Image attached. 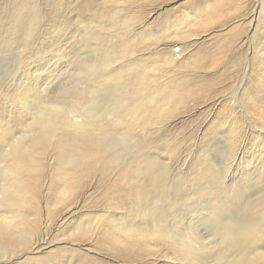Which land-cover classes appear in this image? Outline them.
Listing matches in <instances>:
<instances>
[{
	"label": "rangeland",
	"instance_id": "1",
	"mask_svg": "<svg viewBox=\"0 0 264 264\" xmlns=\"http://www.w3.org/2000/svg\"><path fill=\"white\" fill-rule=\"evenodd\" d=\"M214 1L0 0V124L17 135L29 119L23 103L35 108L41 96L52 99L54 94L86 89L94 79L81 67L106 45L117 44L111 54L120 57L115 65L124 64L125 85L134 88L145 73L156 75L174 86L175 98L174 111L162 121L132 131L109 172L102 166L90 172L80 209L54 195L61 189L56 176L61 166L54 158L45 162L33 186L40 195V220L31 226L35 234L26 244L11 241L14 245L0 256V264H25L30 257L54 255L61 247L106 264H231L235 255H242L241 246L235 241L230 245L234 233L228 232L235 229L246 235L238 238L239 244L244 240L251 246L247 248L264 253V217L255 213L254 205L264 194V0H236L230 13L240 11L226 24L221 14L208 15L206 8ZM196 14L218 22L197 25L189 17ZM175 24L179 27L171 35L158 36ZM117 75L111 74L113 79ZM24 90L25 97L19 99ZM137 154L159 162L158 193L167 197L154 204L169 206L174 237L184 245L174 241L173 254L160 246H131L137 258L128 260L114 250L100 251L93 238L64 239L79 224L87 225L89 214H127L140 200L139 189L116 191L112 201L119 210L104 207L106 186L115 184L119 165ZM103 176H108V184L100 181ZM256 226L263 232L253 234ZM193 240L208 242L207 257L192 255L195 258L188 260L189 251L198 252L189 246ZM43 241L49 242L47 247L37 251Z\"/></svg>",
	"mask_w": 264,
	"mask_h": 264
},
{
	"label": "bare ground",
	"instance_id": "2",
	"mask_svg": "<svg viewBox=\"0 0 264 264\" xmlns=\"http://www.w3.org/2000/svg\"><path fill=\"white\" fill-rule=\"evenodd\" d=\"M235 2L236 0H217L209 4L206 11L210 17L215 13L221 14L226 24L234 20L237 17L236 12L240 11L238 8L236 12L230 13L237 7ZM93 14L98 16L96 13ZM189 17L195 20L197 25L218 22L217 20L209 22L207 14L203 18L201 14ZM174 27L177 29L179 26L175 24L173 27H165L163 29L165 33H158V36L163 34L161 38L163 39L167 32V36L171 35ZM181 35L187 37L188 33ZM116 46L117 44L106 45L104 52H97L88 58L87 64L82 65L81 71L85 73L84 75L94 79L87 84L86 89L71 90L60 97L54 94L52 99L58 100L41 96L39 102L37 99L38 106L35 108L24 102L23 108L29 119L19 130L20 135L13 132L12 127L7 124H0V199L3 200L2 204L0 203V256H4L14 245L11 241L17 240L21 245L26 244L31 235L35 234L31 226L32 222L34 225L40 220V211L37 207L40 195L33 186L35 179L42 175L47 165L45 162L54 158L57 159L58 167L61 166L56 173L61 189L54 195H59L58 198L62 199L61 202L65 205H76V209H80L83 202L81 197L90 181L86 180L90 172L98 166L109 172L125 151L127 137L133 135L132 131L147 129L150 123H159L174 111V86L159 81L158 76L145 73L142 79L135 82L134 88L125 85L121 76L124 73V64L115 65L120 57L117 59L112 57ZM102 65L105 67L101 69ZM195 65L200 66L201 63L197 62ZM113 72L118 74L115 79L111 76ZM110 83L114 90H111ZM26 93L27 90L19 92L18 98L22 99ZM100 98L106 101L102 103ZM99 100L101 106L94 105ZM164 102H167V108ZM140 157L142 158V154H137L120 164L115 184L106 186L104 207H115L117 210L119 206L112 201L116 191V194H120L139 189L140 200L135 201L131 210L127 214L117 215L116 212L105 209L101 217L89 214L87 225L79 224L78 230H74L73 235L68 233L64 239L67 237L72 241H87L93 238L100 251L114 250L128 260L137 258L134 251L129 249L131 246L140 245L144 249L160 246L166 248V253L173 254L176 247L174 241H178L179 247L184 245L174 237L173 216L169 206L154 204L167 197L165 193L163 195L158 193L161 185L157 174L160 164L156 159L146 157L142 160ZM134 163L140 165L134 167ZM100 179L101 182L108 184V176ZM29 184L31 188H28ZM254 205L255 213L258 212L264 217V194L254 202ZM70 217L71 215L68 219ZM260 228L256 226L252 233L263 232ZM228 233H234L230 245L235 241L239 248L241 246L242 251V255H235L232 258L231 264H264V253L250 249L251 246L244 240L239 244V237L246 238L244 231L235 229ZM46 243L49 242H41L37 251L46 248ZM219 244L224 248L222 241ZM204 245H208V242L203 243L201 240L189 242V246H193L198 252L189 251L188 260L193 258L192 255L198 259L207 257ZM183 248L188 252L187 245ZM246 248L248 252L245 251ZM74 259L78 261L77 264H106L99 258L68 247H61L54 255L47 253L41 257H30L25 264H71ZM9 262L11 261L6 260L4 263Z\"/></svg>",
	"mask_w": 264,
	"mask_h": 264
}]
</instances>
